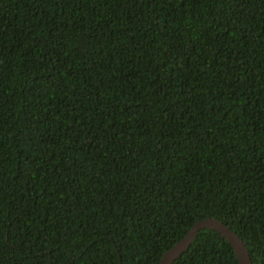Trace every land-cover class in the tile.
I'll list each match as a JSON object with an SVG mask.
<instances>
[{"label":"trees","instance_id":"obj_1","mask_svg":"<svg viewBox=\"0 0 264 264\" xmlns=\"http://www.w3.org/2000/svg\"><path fill=\"white\" fill-rule=\"evenodd\" d=\"M206 216L264 264V0H0V264H158Z\"/></svg>","mask_w":264,"mask_h":264},{"label":"water","instance_id":"obj_2","mask_svg":"<svg viewBox=\"0 0 264 264\" xmlns=\"http://www.w3.org/2000/svg\"><path fill=\"white\" fill-rule=\"evenodd\" d=\"M203 227H210L217 230L230 242L239 264H252L248 248L242 238L229 225L214 216L197 219L180 239L162 252L158 264H172L189 245L197 231Z\"/></svg>","mask_w":264,"mask_h":264}]
</instances>
